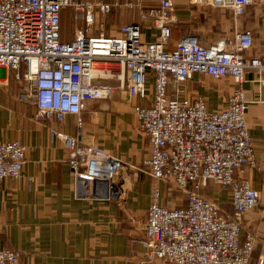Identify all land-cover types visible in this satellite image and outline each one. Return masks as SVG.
<instances>
[{"label":"built area","instance_id":"2783aa9c","mask_svg":"<svg viewBox=\"0 0 264 264\" xmlns=\"http://www.w3.org/2000/svg\"><path fill=\"white\" fill-rule=\"evenodd\" d=\"M189 3L227 10L237 19L255 3L264 6V0ZM174 6L173 0H159L150 8L141 0H0V71L9 72L28 91L36 121L63 122L67 115L77 116L76 135L52 130L50 140H59L68 152L76 190L88 199L124 203L129 164L81 144L85 102L110 100L115 90L148 100V105L134 107L138 129L149 145L143 167L154 182L144 223L147 251L139 264H250L257 236L251 232L242 241L240 230L260 195L239 175L255 164L247 102L239 86L246 71H264V58L246 56L253 44L250 31L209 47L196 35H186L168 50ZM118 8L134 10L140 23L150 22L155 40L143 41L140 23L121 26L118 37L94 34L98 17ZM65 9L84 25L71 41H62L60 35ZM195 74L231 78L236 88L225 108L210 112L203 98L187 95L186 83ZM25 153L26 146L17 140L0 143V182L21 177ZM160 183L175 186L186 205L162 204ZM209 183L229 190L230 211L202 193ZM18 259L17 252L0 249V264H17Z\"/></svg>","mask_w":264,"mask_h":264},{"label":"crops","instance_id":"0c3cea01","mask_svg":"<svg viewBox=\"0 0 264 264\" xmlns=\"http://www.w3.org/2000/svg\"><path fill=\"white\" fill-rule=\"evenodd\" d=\"M173 3L175 23L171 27L168 50H173L186 35H196L204 47L222 38L218 30L221 32L228 27L225 16L205 10L209 7L191 5L189 0H173ZM158 4L159 0L150 7ZM73 13L72 17L67 9L61 13L62 41L73 39L69 40L71 33L68 37L71 30L67 24H71V19L80 23L74 34L84 28ZM231 16L233 24L229 27L234 30L228 40L238 32L250 31L253 44L246 56L264 58V6L255 3L243 17ZM105 17H98L94 34L103 32L108 37H118L121 26L140 23L135 11L117 12L105 30ZM140 27L143 41L153 42L155 31L151 23H140ZM210 32L213 35H208ZM100 82L117 85L114 81ZM239 87L247 102L246 124L255 161L253 167L239 175L248 179L260 195L259 205L243 218L240 239L243 241L251 232L256 234L257 245L251 260L254 259V264H264V71H246ZM235 88L229 77L215 80L200 74L193 75L186 83L187 95L203 98L210 112L225 108ZM148 103L120 90H115L109 101L85 102L80 113L81 144L99 147L129 164L126 175L129 188L124 203L88 199L76 190L68 152L59 140H50L52 130L76 135L77 116L67 115L63 122L36 121L35 106L28 91L4 70V75L0 76V143L17 140L26 146V153L21 177L0 182V249L17 252V264H139L147 251L144 223L153 185L150 176L140 170L149 158V145L138 129L134 107ZM159 189L161 203L176 206L165 203L164 184L160 183ZM216 197L223 203L228 201L229 207L225 210L230 211V198L226 193L219 190ZM183 205H186V197L184 204L177 206ZM153 264L169 263L155 261Z\"/></svg>","mask_w":264,"mask_h":264},{"label":"rangeland","instance_id":"374dc122","mask_svg":"<svg viewBox=\"0 0 264 264\" xmlns=\"http://www.w3.org/2000/svg\"><path fill=\"white\" fill-rule=\"evenodd\" d=\"M79 1H98V0H79ZM104 2H118V3H124L126 1H135V0H101ZM143 6L145 7H150V6H155L157 4V0H141ZM207 11H209L210 13L216 14V15H221V16H225L228 20V27L226 28V30L219 32L218 30V34H221L220 36H222V38H220L219 40H228L229 38L232 37L231 33H233L234 28L233 27H229V25L233 24V20H232V14L227 11V10H213L210 8L205 9ZM134 12L133 10H128L125 8H118L114 13H112L111 15L114 16L115 13H119V12ZM67 12L70 14V16L72 17V10L71 9H67ZM136 13V12H135ZM74 14V13H73ZM112 16H108L103 18V28L106 30L107 29V25L109 24V20L112 18ZM76 20H78L76 18ZM70 21V20H69ZM69 25V29L71 30V32H69L68 37L70 36L71 33V37L69 38V40H71L72 38H74L73 36H75L74 31L76 28H80V23H77L75 20L71 19V24H67ZM78 31H80V29H78ZM217 32V30H216ZM76 33V32H75ZM208 35H213V33H209ZM231 35V36H230ZM4 75V70L2 69L0 71V76ZM109 101V100H107ZM142 170L145 174H147L148 172L145 169H140ZM127 173L125 174L126 177ZM148 175V174H147ZM149 176V175H148ZM130 180V179H129ZM152 185L154 184L153 180L150 178ZM129 183V181H128ZM163 183H161L162 185ZM127 190H128V186ZM165 189L163 190V196H164V201L165 203L171 202L174 205H182L185 202V195L183 193H181L179 190H177L175 188V186L171 185V184H164ZM219 190H222L226 193V197L229 198V190L225 189V188H221L218 185H215L214 183H209L207 188H205L202 193L204 195H207L208 197H211L215 202H217L223 209H227L229 207V203L227 202H221L217 200L216 194L218 193ZM209 191L211 193H209ZM177 196L176 199H174V197ZM174 199V200H173ZM253 256V255H252ZM254 257V256H253ZM252 258V257H251ZM250 264H254V259L250 260Z\"/></svg>","mask_w":264,"mask_h":264}]
</instances>
